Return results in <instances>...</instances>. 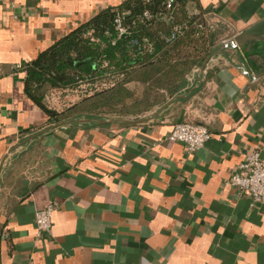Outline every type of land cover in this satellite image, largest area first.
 <instances>
[{"label":"crops","instance_id":"1","mask_svg":"<svg viewBox=\"0 0 264 264\" xmlns=\"http://www.w3.org/2000/svg\"><path fill=\"white\" fill-rule=\"evenodd\" d=\"M122 1L0 0V264H264V202L225 182L264 162V0H193L220 44L140 114L56 121L26 93L41 50ZM182 121L211 134L190 154Z\"/></svg>","mask_w":264,"mask_h":264},{"label":"trees","instance_id":"2","mask_svg":"<svg viewBox=\"0 0 264 264\" xmlns=\"http://www.w3.org/2000/svg\"><path fill=\"white\" fill-rule=\"evenodd\" d=\"M192 1L172 0L168 6L167 0H123L100 10L26 65V93L56 121L77 115L132 116L162 104L180 91L192 69L220 44L221 27L210 23ZM117 14L128 35H117ZM134 39L140 46L138 53L130 46ZM86 59L89 61L83 62ZM105 73L114 77L113 85L63 110H50L41 102L45 87L71 86L76 77L103 78ZM131 82L147 85V92L164 89L166 96L160 102L143 105L141 101L142 106L137 107L140 98L127 86ZM143 99L148 100L149 94Z\"/></svg>","mask_w":264,"mask_h":264},{"label":"built area","instance_id":"3","mask_svg":"<svg viewBox=\"0 0 264 264\" xmlns=\"http://www.w3.org/2000/svg\"><path fill=\"white\" fill-rule=\"evenodd\" d=\"M172 0H167V5ZM194 13L197 11L194 10ZM145 18H149L148 11L143 13ZM169 20V18H166ZM115 29L118 36L128 35L126 28L122 24L121 15L114 18ZM130 46L136 47L140 51L137 40H132ZM103 78L96 77H76L74 85L65 87H52L44 94L46 106L54 111H60L73 103L76 99L88 96L95 91L106 88L115 83V79L109 73H105ZM210 132L206 125L182 121L174 124L167 139L183 144L187 153H192L201 148L210 138ZM226 184L237 188L241 192H248L255 202H264V162L260 158L259 151L253 149L246 153L244 159L235 166V169L228 178ZM55 210L53 203L47 204L44 208L35 213V227L37 235L46 234L52 226V215Z\"/></svg>","mask_w":264,"mask_h":264},{"label":"rangeland","instance_id":"4","mask_svg":"<svg viewBox=\"0 0 264 264\" xmlns=\"http://www.w3.org/2000/svg\"><path fill=\"white\" fill-rule=\"evenodd\" d=\"M131 90L135 91V93L137 94V98H140V103L137 105V107H141V101H143V105L146 104L148 101H150L151 103L153 102H160L163 99V96H166L167 91L164 89H160V90H155V89H150L148 92L145 90V87H148L147 85H141V84H137V83H129L127 85ZM102 89V88H101ZM145 93L149 94V99H143V97H145Z\"/></svg>","mask_w":264,"mask_h":264},{"label":"water","instance_id":"5","mask_svg":"<svg viewBox=\"0 0 264 264\" xmlns=\"http://www.w3.org/2000/svg\"><path fill=\"white\" fill-rule=\"evenodd\" d=\"M87 61H89V59H86V60H84L83 62H87Z\"/></svg>","mask_w":264,"mask_h":264}]
</instances>
